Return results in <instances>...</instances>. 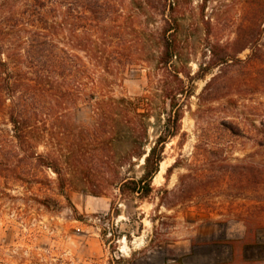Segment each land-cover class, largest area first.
I'll use <instances>...</instances> for the list:
<instances>
[{
	"label": "rangeland",
	"instance_id": "rangeland-1",
	"mask_svg": "<svg viewBox=\"0 0 264 264\" xmlns=\"http://www.w3.org/2000/svg\"><path fill=\"white\" fill-rule=\"evenodd\" d=\"M23 1L10 4L21 8ZM106 1L104 23L120 24V41L133 42L131 53L121 55L134 59L122 77L106 82L108 97L147 96L153 117L162 119L167 104L156 60L158 33L168 28L163 19L179 22L177 41L192 75L208 62L209 42L227 47L232 60L194 81L193 95L183 100L181 129L168 138L147 199L118 194L117 177L138 178L142 161L121 163L125 145L111 143L103 129L95 132L86 107L74 111L83 127L71 130L78 134V165L68 170L58 162L59 175L24 160L11 126L0 118V264H264V216L252 214L261 205L256 199H264V187L256 196L247 178L234 182L231 169H264V144H258L264 143V34L253 51L240 50L245 41L234 45L244 26L243 0H209L203 8L202 0H178L173 11L171 0ZM215 75L218 98L208 102L204 87ZM153 117L150 140L163 124ZM222 120L238 125L242 134L224 130ZM59 140L62 149L70 139ZM200 171L199 196L171 204L178 178ZM165 189L167 207L159 206Z\"/></svg>",
	"mask_w": 264,
	"mask_h": 264
},
{
	"label": "trees",
	"instance_id": "trees-1",
	"mask_svg": "<svg viewBox=\"0 0 264 264\" xmlns=\"http://www.w3.org/2000/svg\"><path fill=\"white\" fill-rule=\"evenodd\" d=\"M208 1L202 0L201 7ZM106 2L24 0L21 8L13 9L10 0H0V118L11 126L10 136L22 148L24 160L33 163L35 168L47 167L59 175L58 162L61 161L68 170L78 165V134L71 130L83 127L75 120L74 111H78L80 105L86 107L91 120L89 125L95 132L103 129L111 143L118 141L125 145L121 163L133 159L142 161L138 178L117 177L118 194L147 199L153 192L152 179L164 159L168 138L176 137L181 129L183 100L193 95L194 81L204 79L209 71L220 65H227L232 57L227 47L217 41L209 42L208 62L198 64L192 75L187 57L182 54L177 41L179 22L163 19L168 28L164 26L158 33L156 65L160 74L158 87L167 109L162 119L160 114L153 117L152 101L147 96L115 99L104 94L106 82L122 77L134 60L131 55L129 59L121 55L122 51L131 53L133 42L120 41L119 35L123 33L120 24L114 19L108 25L104 23ZM177 2H169L172 11ZM240 8L244 26L242 24L234 45L245 41L240 50L249 48L253 51L264 34V0H243ZM132 20L133 17L131 23ZM220 49L221 56L217 53ZM218 83L219 77L215 75L204 87L210 91L208 102L218 98ZM201 97L202 93L198 98ZM152 117L163 120L154 140H150L149 135ZM220 124L233 135L242 134L238 125L230 121L222 120ZM261 132L264 136V124ZM60 137L70 139L62 149ZM40 145L49 150L39 153ZM249 168L243 172L234 166L232 178L239 184L243 177L247 178V182L254 185L256 195L264 187V169L251 166L252 173H249ZM203 180L201 171L181 175L177 189L170 192L175 199L171 204L188 202L199 196ZM167 197L168 190L165 189L159 198V206H168ZM256 200L261 205L253 207V218H263L258 216H264V199Z\"/></svg>",
	"mask_w": 264,
	"mask_h": 264
}]
</instances>
